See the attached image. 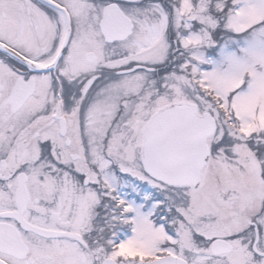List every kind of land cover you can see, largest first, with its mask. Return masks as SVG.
<instances>
[{
  "label": "snow or ice",
  "instance_id": "1",
  "mask_svg": "<svg viewBox=\"0 0 264 264\" xmlns=\"http://www.w3.org/2000/svg\"><path fill=\"white\" fill-rule=\"evenodd\" d=\"M0 264H264V0H0Z\"/></svg>",
  "mask_w": 264,
  "mask_h": 264
}]
</instances>
